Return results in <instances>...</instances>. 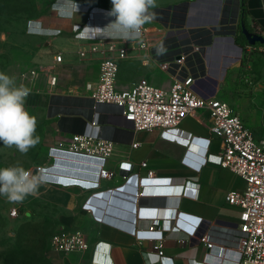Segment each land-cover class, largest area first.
<instances>
[{"label": "crops", "instance_id": "crops-1", "mask_svg": "<svg viewBox=\"0 0 264 264\" xmlns=\"http://www.w3.org/2000/svg\"><path fill=\"white\" fill-rule=\"evenodd\" d=\"M242 2H188L189 6L183 12L173 9L170 21L160 19L166 26L152 24L155 31L147 36L148 44L150 48H157L163 43L167 52L162 57L168 59L173 57L180 44L189 54L182 73L195 77L194 89L201 96L218 97L233 79V66L243 52L231 33L232 18L238 12L239 19ZM166 6L155 9H166ZM246 8L251 31L264 34V0H246ZM85 16L75 14L66 19L54 13L49 23L44 24L45 29H60L61 33L58 36L39 34L48 49L76 52L70 55L75 64L56 70L59 74L62 73L59 70L63 71V76L68 78L63 81L62 74H57L61 84L56 89L57 94L52 96L46 119L53 122L62 137L85 133L115 143V153L108 161V168L116 176L102 181L99 188L47 183L40 187V199L67 213L63 215L61 227L74 230L76 225L81 226L90 243L86 252L64 255L66 264H196L210 251L205 244L200 245L198 237L202 235H209L214 240L215 252L219 247H234L240 209L230 204L227 196L230 191L243 189L238 186L239 176L209 159L210 155L221 154L222 142L213 137L208 110H200L181 123L182 136L191 137L186 146L164 140L160 131H133L113 105L95 107L85 86L88 82L98 81L102 56L89 54L84 60L79 52L93 43L96 36L104 34L90 30L74 36L72 27L83 23ZM111 18L100 15L88 27L103 28ZM125 43L129 48L128 57L120 61L117 88L125 90L139 79L147 78L159 88L170 89L174 82L172 69L168 71L166 64L154 57L151 50L140 49L138 41ZM183 43L186 44L183 46ZM40 100L45 103L44 99ZM233 103L245 123L264 138V110L255 109L257 119L251 118L244 102ZM149 171H154L152 177L148 175ZM152 186H175V191L171 194L144 192ZM168 210L173 211L172 217L166 218L168 221L159 220L155 230L149 231V223L158 219L159 212ZM175 220L184 221L186 228L182 229ZM170 231L189 235L191 240L186 247L180 248L175 242L177 237L172 238L165 245L166 258L161 259L157 253L147 255L146 252ZM196 246H200L196 258L192 257L195 250L185 253ZM180 251L186 255L177 257Z\"/></svg>", "mask_w": 264, "mask_h": 264}, {"label": "built area", "instance_id": "built-area-1", "mask_svg": "<svg viewBox=\"0 0 264 264\" xmlns=\"http://www.w3.org/2000/svg\"><path fill=\"white\" fill-rule=\"evenodd\" d=\"M176 7V6H175ZM169 6L168 21L171 19L175 8ZM156 10V9H154ZM76 14L86 15L83 23L72 27V34L79 36L86 26L95 20L93 14L79 7ZM231 33L236 34L238 29V12L233 16ZM151 22L166 26L165 22L155 18ZM45 29V27H42ZM59 34L60 29L55 30ZM264 36L262 32H255ZM56 36V35H52ZM58 36V35H57ZM139 48L151 50L154 57H158L172 69L174 82L170 89H162L153 85L147 78H141L125 90L117 88L120 61L128 57V46L122 39H113L106 35L96 36L87 48L79 52L81 57L89 54L101 55L100 75L97 82L86 83V90L95 107L100 105H113L120 113L125 122L132 126L135 132L160 131L164 140L189 145L191 137L184 138L180 129L181 123L189 116H194L200 110H208L211 131L222 142V152L219 155H210L209 159L224 169H228L242 178L246 187L243 190H233L228 193V202L240 209V224L235 234L234 247H219L218 251L214 240L209 235L198 237L199 243L205 244L210 250L203 261L196 264H264V138H257L254 131L247 126L241 115L228 102L218 97L201 96L194 89L195 77L184 74L183 64L189 54L183 47H177L172 58H163L156 55L157 48H150L147 35L142 29V37L138 41ZM63 54L58 53L54 60L60 64L63 62ZM36 75V72H32ZM57 78L53 79L56 84ZM137 147V144H134ZM115 153V143L107 138L96 137L92 134L74 133L66 148L53 147L50 156L53 158V166L43 167L46 169L47 184L69 187L81 185L89 189H97L104 180H112L116 173L108 168V161ZM59 154H70L85 157L82 174L86 176L87 183L79 184L73 181H59L58 176H63L56 171L64 161L58 159ZM60 156V155H59ZM61 161V162H60ZM64 165V164H62ZM143 166H147L143 163ZM42 166H37L29 171L34 172ZM154 171H149L152 177ZM175 186H152L144 192L171 194ZM173 211L159 212L156 220L148 225L149 231H154L159 220L168 221ZM12 218L19 217L18 210L13 208L10 212ZM172 221V220H169ZM182 229L186 223L179 220ZM161 230L164 231V229ZM177 231V229H174ZM160 243L154 245L150 252L157 253L161 259L165 245L177 237L175 241L180 248L186 247L190 242L189 235L170 231ZM99 245V244H98ZM97 245V246H98ZM196 246L192 257L198 256ZM90 248L86 234L80 229L62 231L52 236L50 249L58 254L69 255L74 252H86ZM186 255V254H185ZM183 251L177 257H184ZM189 256V255H188ZM187 256V258H188Z\"/></svg>", "mask_w": 264, "mask_h": 264}, {"label": "rangeland", "instance_id": "rangeland-1", "mask_svg": "<svg viewBox=\"0 0 264 264\" xmlns=\"http://www.w3.org/2000/svg\"><path fill=\"white\" fill-rule=\"evenodd\" d=\"M194 1L196 0H156V5L157 7L167 5L166 8L170 5H183L187 8L188 2ZM55 2L56 0H0V72L14 77L17 86L23 84L31 89L25 108L30 115L36 117V135L40 137V143L30 148L27 154H21L14 146L5 147L0 141V168L17 164L26 170L37 166H53L51 148H66L70 141L71 135L62 137L53 122L46 119V112L52 96L57 94L56 89L61 84L59 75L62 74L63 81L68 78L63 76L61 70H59L61 74L57 73V69L75 64L74 61L71 62L70 55L76 52L63 48L48 49L45 40L41 39L39 34L35 31L29 32L28 24L31 20L45 27L54 17L51 6ZM75 2L80 8L93 14L94 18L106 16L105 11L112 8L111 0ZM114 19L111 18V21ZM152 24L153 22H150L143 27L148 37L150 32L155 31ZM236 34L233 36L236 37ZM58 53H62L64 58L60 64L54 60ZM235 64L232 69L234 77L229 80L228 86L221 90L218 98L228 102L235 109L234 101L244 102L250 111L248 115L257 119L254 110H264V48L246 47L236 58ZM34 71L36 75L33 76ZM54 78H57L56 84H53ZM40 99H44L46 104H42ZM247 126L254 131L257 138H262L251 125ZM213 137L217 138L214 135ZM59 155L58 159L64 163L58 164L60 167H57L56 171L63 176H58L57 180L86 184V176L80 174L83 177H78L80 170L75 167L77 163L83 166L85 161H77L69 154ZM238 186L239 189H244L245 182L242 178L238 181ZM13 208L18 210L19 217H11L10 212ZM66 214L53 203L39 197L29 196L22 203H10L6 197L0 195V264H66L67 259L64 255L50 249L52 236L68 231L67 228L61 227L63 215ZM74 229L81 230L82 227L76 225Z\"/></svg>", "mask_w": 264, "mask_h": 264}, {"label": "clouds", "instance_id": "clouds-1", "mask_svg": "<svg viewBox=\"0 0 264 264\" xmlns=\"http://www.w3.org/2000/svg\"><path fill=\"white\" fill-rule=\"evenodd\" d=\"M112 8L106 13L114 17L103 28L86 26L84 32L92 30L109 38L124 41H139L145 24L156 18L152 11L157 7L156 0H111ZM53 13L58 17L71 19L79 11L75 0H56L52 4ZM29 32L41 35H58L52 29H43L36 21H29ZM35 26V27H33ZM167 48L161 43L156 55H164ZM31 89L15 83V78L0 72V141L5 147H15L21 154H27L30 148L40 143L36 135L37 119L25 108V102ZM48 180L46 169L41 167L36 174L19 164L0 168V195L10 203H22L27 197H39L40 187ZM179 224V220H175Z\"/></svg>", "mask_w": 264, "mask_h": 264}, {"label": "trees", "instance_id": "trees-1", "mask_svg": "<svg viewBox=\"0 0 264 264\" xmlns=\"http://www.w3.org/2000/svg\"><path fill=\"white\" fill-rule=\"evenodd\" d=\"M187 8L183 7V5L181 7L179 6H176L174 8V10L176 11H179V10H186ZM156 13V17L161 19V18H164V20L167 21L168 19V14H169V10L166 9H156V10H152ZM163 21V20H162ZM244 23L246 25L247 28H249L251 30V26L249 25L248 23V20H247V8H246V0H243L242 2V5H241V9H240V17H239V21H238V31L239 33H237V36H236V43L238 45H240L243 49H245L246 47L249 46L245 36L242 34L241 32V23ZM186 44V43H183V45ZM177 47H181L180 44H177ZM256 47H263V45H260V44H257Z\"/></svg>", "mask_w": 264, "mask_h": 264}, {"label": "water", "instance_id": "water-1", "mask_svg": "<svg viewBox=\"0 0 264 264\" xmlns=\"http://www.w3.org/2000/svg\"><path fill=\"white\" fill-rule=\"evenodd\" d=\"M241 32L242 34L245 36L248 44L250 46H256L257 44H260V45H263L264 46V36L261 35V34H258V33H255V32H252L249 28L246 27V25L242 22L241 23ZM233 37V36H232ZM231 40L234 41V38H231ZM239 50L242 51L243 48L242 47H239ZM200 52L203 53L204 52V49L201 48L200 49ZM68 155V154H67ZM70 155V154H69ZM72 158L76 159L77 161H85V157L83 156H76V155H71ZM78 170H80L79 172V175H77L78 177H83L81 172L82 170L84 169V165L82 166L81 164L77 163V165L75 166ZM38 171L35 170L33 172V174H36ZM78 173V172H77Z\"/></svg>", "mask_w": 264, "mask_h": 264}]
</instances>
